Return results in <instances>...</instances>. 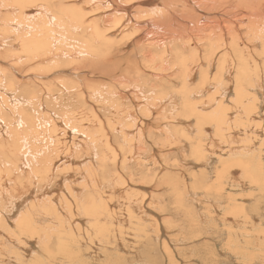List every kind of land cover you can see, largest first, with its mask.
<instances>
[{
	"label": "bare ground",
	"instance_id": "obj_1",
	"mask_svg": "<svg viewBox=\"0 0 264 264\" xmlns=\"http://www.w3.org/2000/svg\"><path fill=\"white\" fill-rule=\"evenodd\" d=\"M258 63L261 74L251 70ZM262 95L264 0H0V170L16 168L14 172L18 171L16 176H20L6 179L5 183L0 181V199L6 198V207H10L8 214L0 210L1 217H4L2 213L9 215L0 224L1 234L6 229L9 231L4 236L7 241L4 239L1 245L9 254L14 246L18 248L16 258L15 253L8 256L7 251L4 257L19 263L25 254L22 263L25 264L29 255L35 253L32 256L35 257L39 248L44 247L47 256L43 254L46 256L43 260L38 258L42 264L47 261L51 264L50 256L63 257L68 264H89L82 256L87 244L85 257H95L96 264H142L138 249L121 253L128 245L123 242L122 234L134 230L139 236L141 230L146 231L145 226L152 224L154 238L165 247L160 250L162 254L170 264H183L174 252L176 245L189 241V236L179 238L186 226L181 227L178 219L177 224L165 220L163 212L160 213L165 198L154 203L149 190H145V197L139 195L135 188L140 184L135 182H139L140 170L143 179L160 187L162 179L170 176L172 148L176 146L184 153L186 141L194 138L192 152L198 158L195 168L200 170L195 179L201 183L207 181L204 189L209 192L215 188L218 195L198 199L188 190L184 195L178 194L177 203L190 216L189 220L184 219V223L190 222V241L201 242V251L215 254L211 248H203L206 241L198 239L201 233L204 240L214 237L213 229L222 222L229 231L226 247L243 240L245 245L246 239L235 237L234 226L238 223H228L227 217L231 215L227 213L221 222L216 219L223 199L229 203L225 209L240 204L236 201L238 195L235 199L236 196L226 194L223 177L231 175L228 183L224 181L229 190H245L255 177L247 184L237 178V172L232 175V170L242 169L243 177L256 155L260 161L264 159ZM65 99L79 103L83 111L99 108L108 114L100 116L97 112L93 120L81 121L69 115L70 112L65 113L63 109L67 107L60 114L50 109L52 102L65 103ZM192 117L197 121L195 128ZM78 124L83 131L70 129ZM93 126L103 136L99 141L93 139L98 144L101 142L99 146L88 140L84 132ZM212 126L214 141L220 142L217 146L211 139ZM58 128L61 130L57 131ZM71 137L80 139L81 144L72 148L65 144L63 155L58 154L54 160L55 145L59 143L58 148H62V143L70 142ZM205 138H210L212 143L203 145ZM87 147L89 153L81 160L75 158L78 149L88 150ZM215 162L218 165L213 169ZM149 164L161 167L166 173L162 177L151 174L157 168ZM258 164L264 171V164L259 161ZM214 172L217 182L210 184ZM52 184L50 192L37 190ZM218 196L220 199H216ZM145 218L151 222L147 224ZM50 222L54 227L46 225ZM139 223L144 227H139ZM210 224L211 230L207 229ZM172 232L177 237H172ZM21 237H25L26 246L16 244ZM140 237L139 242H143ZM53 238L62 244L59 248L62 251L55 256L54 251L49 253ZM133 238L134 242L138 241L137 237ZM260 241L255 243L256 247ZM261 243L264 244L263 240ZM101 247L117 255L112 257L108 252V259L97 262L103 257L99 254ZM161 247L160 244L158 248ZM179 252L184 260L191 253ZM63 261L55 264H66ZM260 261L264 264V257L257 262ZM150 262L156 263L152 258ZM223 262L212 259V264ZM6 263L0 258V264Z\"/></svg>",
	"mask_w": 264,
	"mask_h": 264
},
{
	"label": "rangeland",
	"instance_id": "obj_2",
	"mask_svg": "<svg viewBox=\"0 0 264 264\" xmlns=\"http://www.w3.org/2000/svg\"><path fill=\"white\" fill-rule=\"evenodd\" d=\"M261 67L260 66V64L258 63V65L257 66H255V67H253V69H251L252 71H254L255 70V72H261V69L259 68V67ZM256 67H257V69H256ZM60 68V69H59ZM61 68L62 67H58V69L57 70H61ZM259 69V70H258ZM27 69H25V71H26ZM251 71V72H252ZM258 72V73H259ZM259 74H261V73H259ZM246 83H247V81H245ZM24 96V95H23ZM144 96H147V95H145L144 94ZM25 97V96H24ZM262 100H264V95H262L261 97H260ZM146 99V98H145ZM45 101V100H44ZM46 102V101H45ZM44 102V105H47L46 103ZM62 103H64V101H62V100H55L54 102H52L51 104H50V109L51 110H53V112L54 113H56V114H60L61 112H64L65 111V113H68V112H70V113H68L69 115H72L73 117L74 116H76L77 118V120H79V119H82L81 121H83V120H93V116L94 115H96L97 114V112H99V114H100V116H101V114H104V115H107L108 114V112L105 110H102L101 109V111H99L98 109L99 108H97V110H95V111H92V110H90V109H88L87 111H83V109H82V106H79L78 104L79 103H77V102H75V101H73V102H70V100H66L65 99V103L64 104H66L64 107H63V105H62ZM65 107H67L66 109H63V108H65ZM57 109H61V110H57ZM62 109L64 110V111H62ZM69 110V111H68ZM82 111V112H81ZM80 112H81V114H80ZM101 112V113H100ZM103 112V113H102ZM258 113L260 112V111H257ZM91 114V115H90ZM208 114V113H207ZM108 116H111V115H108ZM262 116V115H261ZM84 117H86V119H84ZM192 127L193 128H195V126H196V119H195V117L193 118L192 117ZM182 121H184V120H182ZM181 121V122H182ZM195 125H194V124ZM106 124V123H105ZM182 124V123H181ZM82 125L81 124H78V126H76V125H71L70 126V129H75L77 132H81V131H83L82 130V127H81ZM107 126V125H106ZM179 126V125H178ZM177 126V127H178ZM212 128V129H211ZM211 128H209L210 129V132H211V135L213 136V138H211V139H213L212 141H214V134H215V128L212 126ZM107 129V128H106ZM59 130H61L60 128H58L57 129V131H59ZM62 130H64V129H62ZM69 130V129H68ZM108 130V129H107ZM264 130V129H263ZM65 131H63V133H64ZM85 132V134L88 136V140H91V141H93L95 144H96V146H99L100 145V143L101 142H99V144H98V142H96V141H94L93 139L95 138L96 140H98L99 141V139L102 137L103 138V136H101V135H99L100 133H99V131H98V128H95L94 126L92 127V128H89L88 129V131H84ZM185 133H186V131H185ZM213 133V134H212ZM186 134H190V133H186ZM72 136V135H71ZM98 136H100V137H98ZM191 137H192V135H191ZM108 138V137H107ZM43 139L44 140H47L48 138L47 137H43ZM104 139H106V138H104ZM110 140H111V138H110ZM205 140V141H204ZM203 140V142H205L203 145H205V144H211L212 142H211V140H210V138H205ZM207 140V141H206ZM81 140L80 139H78L77 137H71V139H70V142H68V140L66 141V142H63L62 143V145H64V146H62V148H58L59 146V143H57L56 145H55V148H54V160L57 158V156H58V154H59V156H61V155H63L62 153L63 152H65V150H66V148L68 147V145L70 144V147L72 148L73 146H75V145H80L81 144ZM83 142H84V140H83ZM137 142V141H136ZM190 142V143H189ZM189 142L188 141H186V143H185V145L184 146H186V150H185V152L184 153H182V151H181V149L180 148H177L176 146L175 147H173L172 148V150H171V152H172V156H171V158L169 159V163H170V167H171V169L169 168L168 169V172H170L169 173V175L171 176H167V177H164L163 179H162V183L160 184V187H158L155 183H154V185H153V182H151V180H149V181H147L148 179H143L144 178V174H142L141 172H140V170H139V176H138V179H139V182L137 181V182H135L137 185H139V186H136V188L135 189H137L138 190V192H139V195H141V196H143L144 194H145V190L147 191V190H149V193H151V194H149V196H150V198L152 199V201L154 202V203H156V202H160L161 201V199H164L163 201H162V208H161V210L162 211H160V213L161 212H163V218L165 219V220H167V221H170V222H175V224H177L178 223V220H180V223H181V227H185V232L184 233H178V234H180V235H182L181 237L179 236V238L180 239H183L184 237L186 238L187 236H189V241H187V242H184L183 243V245H176V250H177V252H176V254H175V252H174V255H177L176 257H178L180 260H182L183 261V264H212V259H214V258H217L218 260H222L223 259V263L222 264H258L259 262H257V261H259V260H262V258L264 257V244L263 243H261L262 242V240H263V242H264V239H262L263 237H264V218L263 219H261V217H264V186H261V185H264V175H263V177H261L262 176V174H264V171H263V173H262V171L260 170V168H259V164H258V161L259 162H262V164H264V159L262 158V160L260 161V159L261 158H259L258 157V155H256L255 157H254V159H253V164H252V162H251V164L249 165V167H247V169L245 170V175L243 176V177H241V171H242V169H235V171H233L232 170V172H231V174L233 173V172H237V174H236V176H237V178H239V179H241V181H245L247 184H249V182H250V178H251V180H252V178L253 177H255V178H253V181H251L250 182V184H249V188H245V190H247V191H245L244 190V188H241L242 189V191H241V189L240 190H234L233 191V189L232 190H229L228 188V184H226V183H224V181L225 182H229V178H230V176L231 175H227V173L225 174V175H227L226 177H223V179H222V183L225 185V187L227 188L226 190L228 191L226 194L228 195V194H232V195H230L231 197H234V196H236V198L235 199H238L239 197V199L242 201V202H240V201H238V200H236L237 201V203H240L239 205L237 204V206H238V208H237V206L235 207V206H231V209L230 208H227V209H225L224 208V206H227L229 203H228V200L226 201V199H223L222 201V203H221V208L223 209H221V208H218V218L216 219V220H218L219 222H221L222 221V217H224V216H226V214L228 213V215H231L232 217H230V216H228L227 218L230 220V221H228V223L229 224H232V222H235V224L236 223H238V224H236L235 226H234V230H235V232L237 231V232H240V234L239 235H236V234H238L237 232H236V234H235V237L237 238V236L240 238V236H242V239H246L245 240V245H243L244 244V240L241 242V241H238V243H235V242H237V241H234V246H230V248H229V246H227L226 247V245H227V240L229 239V235L227 234V232L229 233V231H226L225 229H224V226L222 225V222H221V224L219 225V227L215 230V229H213L212 228V225L210 224V225H207V229H209V230H211V228L214 230V232H213V235H214V237H212V236H210V238L208 239L207 237H205V238H207L208 240H204V237H203V233H201V237H200V239H198V240H203V241H206V245H205V247H203V248H205V249H207V250H209L210 248V250H213L214 252H215V254H211L210 252H204V251H201V245H199V244H201V242H192V241H190V239H191V233H190V231H191V228H190V222L189 221H187V222H185L184 223V219H187L188 218V220H189V215H188V213H187V210H185L183 207H182V205L180 204L179 205V203H177V200L176 199H179V198H177L178 197V194H180V193H182V195H184V193L185 192H188V191H191L192 193L194 192L195 193V195H197V198L199 199L200 197H205V199H207V196L209 197V196H215V195H218L217 193H216V190H215V188L212 190V191H209V192H207L204 188H205V185L206 184H208V182L206 181L205 183H201V181H199V180H196L195 179V177L196 178H198L199 177V171L200 170H197V168H195V165H196V162L198 161V158L195 156V154H193V152H192V146L191 145H193L194 144V142H195V138L194 139H191V140H189ZM193 142V143H192ZM218 142V143H217ZM45 143V142H44ZM61 143V142H60ZM85 143V142H84ZM214 145H219V141L218 140H215L214 142ZM217 143V144H216ZM67 145V147H66V145ZM148 145V144H147ZM175 145V144H174ZM195 145V144H194ZM138 146V145H137ZM161 146V145H160ZM63 147H65L64 149H63ZM157 148H158V146H156ZM191 147V148H190ZM203 147H206V146H203ZM203 147H201V148H203ZM58 149V150H57ZM62 149V150H61ZM86 149H88V150H77L75 153H76V155H75V158H77V159H80L81 160V158H82V156L83 155H86L87 153H89L90 151V147H87ZM179 149V150H178ZM175 150V151H174ZM178 150V151H177ZM63 151V152H62ZM86 151V152H85ZM62 152V153H61ZM256 154H258V152H255ZM184 154V155H183ZM191 155V156H190ZM184 157H186V158H184ZM193 157L194 158H196V159H194L193 160ZM203 157H204V155H203ZM258 158V159H257ZM167 159V160H168ZM182 161H181V160ZM3 160H5V159H3ZM176 160V161H175ZM195 160H196V162H195ZM175 161V162H174ZM254 161H255V163H254ZM163 162H164V160H163ZM178 162V163H177ZM180 162V163H179ZM174 164H175V166H174ZM183 164V165H182ZM256 164H258V166L255 165ZM142 165L143 164H140L139 165V167H142ZM150 165V164H149ZM189 165L191 166V167H189ZM214 166H213V169L214 168H216V166L218 165L217 164V162H215L214 164H213ZM251 165H253V166H251ZM151 166V165H150ZM177 166V167H176ZM181 168H179V167ZM183 166V167H182ZM186 166V167H185ZM3 167V166H2ZM151 167H154V168H157V166H151ZM173 167H174V169H173ZM189 167V168H188ZM194 167V168H193ZM255 167V168H254ZM160 168V169H159ZM183 168V169H182ZM194 169V170H191V169ZM258 168V169H257ZM15 169L16 168H13V169H5V168H2L0 171H1V173H0V176H1V179H0V181L2 180V181H6V179H8V180H10L11 178H18V177H20V176H16V174L18 173V171H16V172H14L15 171ZM137 169V168H136ZM189 169V170H188ZM11 170V171H10ZM159 170V171H158ZM170 170H172V171H170ZM257 171V175L255 174V171ZM156 171V172H155ZM162 171V172H161ZM179 171V172H178ZM183 171V172H182ZM198 173H197V172ZM215 171V170H214ZM247 171H249V172H247ZM253 171V172H252ZM258 171H261V172H258ZM154 172V173H153ZM161 174H160V173ZM181 172V173H180ZM193 172H194V174H193ZM239 172V173H238ZM11 173H12V175H11ZM166 173V171L164 170V169H161V167H158L157 169H154V170H152V173L151 174H158V175H160L161 177L163 176V174H165ZM258 173H260V174H258ZM172 174V175H171ZM185 174V175H184ZM215 174V172L213 173V175L211 176V180L209 181V183L210 184H214L215 182H217V177H216V174ZM58 176V178H59V174H57ZM187 175V176H186ZM188 175H190V176H188ZM197 175V176H196ZM224 175V176H225ZM232 175H234V174H232ZM247 175V176H246ZM250 175H251V177H250ZM261 175V176H260ZM143 176V177H142ZM178 176V177H177ZM194 176V177H193ZM215 176V177H214ZM236 176H234V177H236ZM257 176V177H256ZM56 177V178H57ZM168 177H169V179H168ZM184 177L185 178H187V177H189L188 179H184ZM258 177H260V179L259 180H257V181H255L254 179H258ZM180 178V179H179ZM193 178V179H192ZM242 178H246L245 180L244 179H242ZM127 179V178H126ZM142 179L143 180H145V181H147L146 183H145V181H143L145 184H146V186L144 185V183H142ZM165 179V180H164ZM128 180V179H127ZM169 182H168V181ZM177 180V181H176ZM187 180V181H186ZM263 180V183L261 182ZM5 181H4V183H5ZM117 181H120V182H122V180L121 179H118ZM130 181V180H129ZM140 181H141V183H140ZM171 181V182H170ZM248 181V182H247ZM149 182V183H148ZM173 182V183H172ZM179 182V183H178ZM184 182V183H183ZM191 182H192V184H191ZM23 183V182H22ZM22 183H20V184H22ZM52 183H55V180L52 182ZM193 183L195 184V185H193ZM257 183V184H256ZM259 183V184H258ZM16 184V183H15ZM43 184H45V183H43ZM201 184H203V186L201 185ZM251 184H253L252 186H254V188L252 187V186H250ZM255 184L256 185H258V187L256 186L255 187ZM18 185V184H17ZM142 185V186H141ZM149 186V188H148V186ZM188 185V186H187ZM192 185L194 186V187H192ZM199 185V186H198ZM262 187H260V186ZM40 186V185H39ZM52 186H53V184L52 185H50V186H42V187H40V188H38L37 190H49V192H50V189L52 188ZM154 186V187H153ZM191 186V187H190ZM148 188V189H146V188ZM151 187V188H150ZM181 187V188H180ZM187 187H188V189H187ZM195 187H196V189H195ZM253 189H252V188ZM260 187V188H259ZM159 188V189H158ZM185 188V189H184ZM189 188H191V189H189ZM250 188L252 189V190H250ZM183 189V190H182ZM249 189V190H248ZM261 189H262V191H261ZM1 190V189H0ZM185 190V191H184ZM188 190V191H187ZM193 190V191H192ZM244 190V191H243ZM255 190V191H254ZM153 191H155L154 193H152ZM213 191H215V192H213ZM238 191H239V193H238ZM243 192V193H242ZM247 192V193H246ZM16 193H17V191H16ZM156 193H159V194H156ZM196 193H198V194H196ZM215 193V194H214ZM252 193H254V194H252ZM174 196H173V195ZM206 194H208V195H206ZM244 195V196H242L241 197V195ZM250 195V196H247V195ZM155 195H157V196H155ZM181 195V196H182ZM199 195V196H198ZM237 195L239 196V197H237ZM144 197H145V195H144ZM158 197V198H157ZM176 197V198H175ZM169 198V199H168ZM233 198V199H234ZM242 198H243V200H242ZM248 198V200H246ZM175 199V200H174ZM216 199H220L219 198V196L216 198ZM257 199V200H256ZM158 200V201H157ZM250 201V202H249ZM173 202H175V203H173ZM249 204H248V203ZM177 203V204H176ZM188 203V202H187ZM191 203V202H190ZM190 203H188L189 205H190ZM225 203H227V204H225ZM244 203V204H243ZM247 203V204H246ZM175 206H174V205ZM224 204V205H223ZM0 210L2 209V211H3V213H6V214H8L9 213V208L8 207H6V198H4L3 197V200H2V198L0 199ZM4 205V206H3ZM178 205V206H177ZM240 205H241V207H240ZM166 206V207H165ZM181 206V207H180ZM190 206H193V203H191V205ZM244 206V207H243ZM239 207H240V209H239ZM243 207V208H242ZM248 207V208H247ZM181 208L184 210V212L183 213H180V211L179 210H181ZM244 208H245V210H244ZM8 211H7V210ZM167 209V210H166ZM241 209H243V212H240V210ZM165 210V211H164ZM182 210V211H183ZM221 210V211H220ZM239 210V211H238ZM167 211V212H166ZM242 211V210H241ZM248 211V212H247ZM178 212V213H177ZM2 213V216H4V217H1L0 218V224H3V223H5V221H6V214H3ZM180 213V214H179ZM241 213H243L244 214V216H243V214H241ZM245 213L247 214V216L245 215ZM187 215V216H186ZM141 216H145V215H141ZM242 216V217H241ZM261 216V217H260ZM7 217H9V215L7 216ZM147 217V216H146ZM240 217V218H239ZM244 217H246L247 219L249 218V220L247 221L246 220V218H245V221L247 222L246 224H245V221H243V219H244ZM260 217V218H259ZM15 218V217H14ZM159 218H161V217H159ZM251 218H253V219H251ZM2 219H3V221H2ZM178 219V220H177ZM239 219V220H238ZM240 219L242 220V221H240ZM55 220V219H54ZM233 220V221H232ZM250 220L252 221V224L250 223V224H248L249 222H250ZM259 222H258V221ZM57 221V220H56ZM145 221H147V224L148 223H150L151 221H149L148 220V218H145ZM182 221V222H181ZM224 221V220H223ZM255 221V222H254ZM1 222H3V223H1ZM240 222V223H239ZM245 224V228H242V230L244 231V230H246V232L248 231L249 232V234H248V232L247 233H243V231L241 230V226L243 227L244 225L242 224ZM58 223H59V220H58ZM159 223H161L162 224V222H159ZM184 223V224H183ZM187 223V224H186ZM211 223H213V222H211ZM255 223H257L256 225H255ZM143 223H141V225H140V223H139V227H144V225H142ZM186 224V225H185ZM208 224V223H207ZM240 224V225H239ZM46 225H50L51 227L53 226L54 227V223L53 222H50V224L49 223H47ZM152 225V224H151ZM151 225H147V226H145V228H146V231H144L143 232V230H141V232L139 233V236L138 235H135V234H137L134 230H130V231H128V232H124L123 234H122V237H123V242H126V243H128V245H126V247L127 248H123V249H121V253H124V251L126 250V249H129L130 250V252H133V251H136L137 249L139 250V259L141 260V262H142V264H152L151 262H150V258H152V259H154L155 260V262L156 263H154V264H170V262L168 261V259L162 254V251H160V250H164V245L162 244V242L160 241V243H159V241L157 240V239H155L154 238V235L156 234V232H155V230H154V228L151 226ZM246 225H248V227H249V229L247 228V226ZM253 227H252V226ZM211 226V227H210ZM223 226V227H222ZM240 226V227H239ZM180 227V228H181ZM238 227V228H237ZM252 227V228H251ZM254 227L256 228V229H254ZM151 228V229H150ZM187 228V229H186ZM222 228V229H221ZM240 228V229H239ZM0 249H2V251H0V258L1 259H4V260H6V264H17L18 262L16 261V259H13V260H10V258H5L6 256H7V250H4V246H3V244L1 245V242L5 239L6 241H7V239L6 238H4V236H6V233H8V235H9V231L7 232V229H6V231H3V233L1 234V231H2V229H3V226L1 225V227H0ZM220 229V230H219ZM11 230V229H10ZM154 230V231H153ZM55 232V231H54ZM217 232V233H216ZM245 232V231H244ZM20 233V232H19ZM119 234H120V231L118 232ZM131 233V234H130ZM176 232H172V234H173V236L172 237H177L176 235L177 234H175ZM216 233V234H215ZM162 234V232H160V235ZM166 234V233H165ZM218 234V237H216V235ZM242 234H245V235H242ZM144 235V236H143ZM12 236H16L17 237V240H19V236L18 235H16L15 233H13V235ZM140 236H142V239H141V241H143V242H139V239L141 238ZM151 236V237H150ZM243 236H245V237H243ZM260 237V238H258L257 239V237ZM15 237V238H16ZM133 237H137V238H135V239H138V241H136V242H134L133 241ZM162 237H164V236H162ZM212 237V238H211ZM228 237V239H226ZM248 237V238H247ZM13 238V237H12ZM151 238V239H150ZM161 238V237H160ZM184 238V239H185ZM217 238V239H216ZM239 238H237L238 240H239ZM187 239V238H186ZM216 239V240H215ZM249 239H251V240H249ZM257 239V240H256ZM249 240V241H248ZM253 240V241H252ZM261 240V241H260ZM250 241H252V242H250ZM258 241H260L259 242V244H260V249H259V247H256V244L255 243H257ZM220 242H222V243H220ZM227 242V243H226ZM4 243V242H3ZM23 243V244H22ZM59 243V246H57V244ZM159 243V244H158ZM192 243V244H191ZM241 243V244H240ZM243 243V244H242ZM249 243H252V244H249ZM16 244L17 245H21V246H26V242H25V237L23 238V237H21V239H20V241H16ZM162 245V247H161V249L160 248H158V246L159 245ZM194 246V247H192V248H189L190 246ZM240 245V247L242 246H245L244 248H242L241 247V249H240V247H238L237 245ZM262 244V245H261ZM62 244H61V242L59 241V239H52V245H51V252L49 251V253H52L53 251L55 252L54 253V256L55 255H57V253H59L60 251H62L61 249L59 250V248H60V246H61ZM156 245V246H155ZM12 246H14V244H12ZM56 246L58 247V248H56ZM222 246H223V248H222ZM236 246V247H235ZM248 246V247H247ZM263 246V247H262ZM15 247V246H14ZM14 247L12 248V252L10 251V254H9V252H8V256H13L14 254L13 253H15V258H16V255H18V254H16V252H17V250H18V248H16L15 247V249H14ZM103 247H105V246H103ZM103 247H101V248H99L100 249V252H99V254L100 255H103V257H101V259H99L97 262H99L100 260H101V262H103V261H105L106 259H108V252H110V256H112V257H115L116 255H117V253L115 252V251H110V250H106V249H104ZM150 247H152L151 249H150ZM248 249H247V248ZM44 249V247H41V248H39L40 250L39 251H37V252H39V254L38 253H36V256L35 257H32V256H34V254L35 253H33V255L31 254V255H29V260H26L25 261V264H26V262H28L27 264H36L37 262L39 263V264H42V262L40 263L39 262V260H40V257H41V259L43 260V259H45V257L47 256V254L45 253V250H43ZM56 248V249H55ZM157 248L159 249V254L157 253ZM209 248V249H208ZM237 248H239V249H236ZM103 249V250H102ZM192 249V250H191ZM216 249V250H215ZM221 249H225V250H221ZM244 249V250H243ZM259 249V250H258ZM15 250V251H14ZM20 250V249H19ZM227 250H229V251H227ZM236 250V251H235ZM241 250V251H240ZM243 250V251H242ZM248 250V251H247ZM260 250H263V251H260ZM4 251H7V252H5L4 253ZM179 251H181V253H182V255H186L188 252H191L190 254H189V256H187V259L186 260H184L183 258H182V256H179V254H180V252ZM231 251V252H230ZM232 251H235L236 253H234V254H232ZM237 251H239V252H237ZM253 251V252H252ZM259 251V252H258ZM31 252H33V251H31ZM88 252V246H87V244H86V246H84V250H83V253H82V256L85 258V259H87V262H89V264H96V260H95V257H90V258H86L85 256L88 254L87 253ZM129 252V253H130ZM228 252H230V253H228ZM247 254H246V253ZM249 252H251V253H249ZM257 252V253H256ZM2 253V254H1ZM4 253V254H3ZM85 253V254H84ZM157 253V254H156ZM217 253H218V255H217ZM40 254H41V256H40ZM46 255L45 257H43L42 255ZM84 254V255H83ZM108 254V255H107ZM111 254H115V255H111ZM191 254H194V256L193 255H191ZM20 255V254H19ZM39 255V256H38ZM106 255H107V257H106ZM131 255V258H134V254L133 253H131L130 254ZM160 255H161V257H160ZM163 255V256H162ZM216 255V256H215ZM250 255V256H249ZM256 255H258L257 257H256ZM263 255V256H262ZM5 256V257H4ZM24 256H25V254H22V260H20V262L18 263V264H22L23 263V260H24ZM237 256V257H236ZM239 256V257H238ZM253 256L255 257L254 259H253ZM260 256V257H259ZM262 256V257H261ZM43 257V258H42ZM105 257V258H104ZM154 257V258H153ZM205 257V258H204ZM251 257H252V259H251ZM38 258H39V260H38ZM54 260H53V259ZM185 258V257H184ZM257 258V259H256ZM261 258V259H260ZM31 259H32V263H31ZM52 259V260H51ZM60 259V260H59ZM62 259H65V258H61V257H58V258H54V257H51L50 256V260H51V264H55V263H57V262H59V261H63ZM194 259V260H193ZM37 260V261H36ZM41 260V261H42ZM57 260V261H56ZM53 261H55L54 263H53ZM248 261V262H247ZM11 262V263H10ZM15 262H17V263H15ZM44 262V261H43ZM49 262L50 261H47V262H45V264H49ZM63 262H66V264H68L69 262L68 261H63ZM262 261H260V263L259 264H262L261 263ZM44 264V263H43ZM114 264V263H113ZM181 264V263H180Z\"/></svg>",
	"mask_w": 264,
	"mask_h": 264
}]
</instances>
